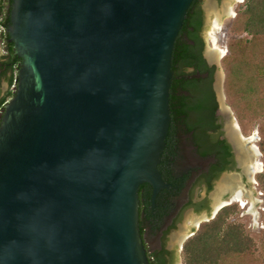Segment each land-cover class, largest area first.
<instances>
[{"label":"water","instance_id":"obj_1","mask_svg":"<svg viewBox=\"0 0 264 264\" xmlns=\"http://www.w3.org/2000/svg\"><path fill=\"white\" fill-rule=\"evenodd\" d=\"M193 1L14 0L0 73L7 33L23 61L18 85L4 78L0 88V100L15 92L0 115V264H147L139 189L165 186L158 166L171 122L172 58ZM243 1L205 0L206 53L239 169L214 184L212 217L193 221L198 227L240 201L258 232L262 154L225 103L220 64L223 18ZM188 236L182 231L181 243Z\"/></svg>","mask_w":264,"mask_h":264},{"label":"trees","instance_id":"obj_2","mask_svg":"<svg viewBox=\"0 0 264 264\" xmlns=\"http://www.w3.org/2000/svg\"><path fill=\"white\" fill-rule=\"evenodd\" d=\"M13 2L14 0L1 1L0 13L3 20L0 22V25L2 24L6 29L11 26ZM202 3V0L193 1L187 15V20L184 22L182 30L175 42L172 58V71L174 77L170 89V111L172 119L178 121L182 118L190 117L195 120V122L188 126L189 129L199 128L204 134H208L210 131L217 132L220 128L217 123L219 104L213 90L212 79L209 82H204L200 91L196 88L198 86L197 80L195 78H188L189 75H194L195 73H187L188 67L191 66L196 67L200 71L208 69L211 71V75H213L215 69L207 66L206 60L203 56L205 42L198 36L199 32H201L204 27ZM237 20H239V24L247 23V25H244L239 31H244V34L249 33L251 38L240 39L242 34L239 33L240 35L239 37H236V42L233 40L231 41V43L234 42V44L230 45V54L227 58H233L235 61L238 60L239 65L248 63L249 66L246 67V72L250 69H254L257 73L254 72L255 77L247 75L248 79L246 82L239 84L238 87L237 81L233 78L236 82L233 83L236 90V100L239 99L240 101H244L256 97L254 102L256 104L258 103V106L263 107L264 0H246L244 9L240 11L236 21ZM190 28H193V31H191ZM235 28L236 26L234 24V30ZM184 32L191 34L192 38L199 37L196 40V46L192 47L187 41H185L183 35ZM3 39L5 40L9 55L8 60L2 63L3 66H7V69L5 72L0 73V88L4 78H7L10 81L11 88L15 81V72L17 71L19 73L23 60L16 54L14 43L10 42V34L7 33ZM252 43L253 45H256L257 51L255 54L246 57V51L244 50H248ZM252 63H256L258 66L256 67V65H254V68L250 65ZM9 72H11L12 75L8 78L7 74ZM228 85H230V82L227 74L226 90L230 91ZM182 90L190 92L193 96L181 94ZM240 94L243 96L240 97ZM14 95L15 92L10 90L7 96L1 100L0 112L4 110L9 102L8 100H11ZM249 108L252 109V105H250ZM255 110L254 114L260 115L261 113H264L263 108H257ZM248 116L249 114L247 117ZM240 118L241 121L244 120L242 116H240ZM261 133L263 136L262 149L264 152V124L262 125ZM216 136L218 149H220L226 157L231 156L230 145L225 140H220L218 135ZM227 168H229L228 165L222 170H226ZM258 180L264 189V171L258 175ZM202 206L198 208V211L204 209ZM236 213L237 207L227 206L219 212L214 220L208 223H203L199 232L185 245V264H242V262H247L242 260V257L246 254H250L253 240L247 236L243 225L238 223L228 224V220ZM186 256L190 263L186 261Z\"/></svg>","mask_w":264,"mask_h":264},{"label":"flooded vegetation","instance_id":"obj_3","mask_svg":"<svg viewBox=\"0 0 264 264\" xmlns=\"http://www.w3.org/2000/svg\"><path fill=\"white\" fill-rule=\"evenodd\" d=\"M202 1L204 27L198 36L205 42L203 56L207 66L217 69L213 61L214 58H209L210 51L206 53L207 35L205 26L208 1L206 5L205 0ZM190 30L193 31V28H190ZM183 35L185 41L192 47L196 46L198 36L192 38L191 34L186 32ZM215 69L213 75H211V71L208 69L200 71L191 66L188 67L187 73H195L189 75L188 78L197 80L198 86L196 88L200 91L204 82H209L212 79L213 90L219 104L215 89L217 79ZM181 94L193 96L186 90H182ZM217 118V123L220 126L219 130L204 134L199 128H188L190 124L195 122L190 117L178 121L171 117L166 146L160 156L158 166L165 186L157 193L150 184H143L139 189L138 228L147 264L182 263L177 251L181 250L182 255H184L185 245L197 234H194L192 230L197 228L194 225V217L200 218L204 213L208 215V218L212 217L213 206L211 202L213 197L211 193L215 188L214 184L227 172L232 173L233 170L239 169L238 157L229 140L225 117L221 116L220 107L217 111ZM216 135L219 136L220 140H225L230 145L231 156L226 157L218 149ZM227 165L229 168L222 170ZM243 176L248 178L245 174ZM201 206L204 209L198 211ZM185 221H190L192 229L185 225ZM204 222L208 223L210 221H203L198 227L199 230ZM184 230L189 232V236L181 243V233Z\"/></svg>","mask_w":264,"mask_h":264},{"label":"rangeland","instance_id":"obj_4","mask_svg":"<svg viewBox=\"0 0 264 264\" xmlns=\"http://www.w3.org/2000/svg\"><path fill=\"white\" fill-rule=\"evenodd\" d=\"M245 4H246V0H244L243 2H235L232 6V12L236 14L235 17H234V14H231L230 17L225 16L223 18L222 25H221L220 46H226L227 52H226V55H224L221 58L220 64H221V67H222L223 72L225 74V79H224V83H223L224 95L226 97L225 103L231 108L232 113H233L234 117L236 118L237 123L239 125L242 136H244V138H251V137L257 138L255 145L258 147L259 152L262 154V156L258 159V163L263 165V171H264V152L262 149V138H263V136L261 133V128H262V125L264 124V113H261L260 115L254 114L256 111L255 109H257V108H263L264 109V106L260 107L257 105L258 103L256 104L254 102L256 97L255 98L253 97V99L249 98V99L244 100V101H240L239 99L236 100V92H235L236 90H235V87L233 86V83H236L235 81H237V87L239 86V84L246 82V80L248 79L247 75L250 77H255L254 72H256V70L250 69L246 72V67L249 66L248 63L247 64L244 63L243 65H239L238 60L235 61V59H233V58L232 59L227 58L230 54L229 53V50L231 49L230 45L234 44V42L231 43V41L233 40L236 42V37H239V35H240L239 33L242 34L240 39L241 38L242 39H245V38L250 39L251 38V35L249 33L244 34L245 33L244 31H239L244 25H247V23H240L239 24V20L236 21L240 11L244 9ZM234 24L236 26V28H235L236 31L234 30ZM244 51H246L245 56L248 57V56H251V55L256 53L257 47L255 44L253 45V43H252L251 46L248 48V50L245 49ZM250 65L253 67H254V65H256V67L258 66L256 63H252ZM242 66H244V67H242ZM258 73H260V72H258ZM227 74L229 76L230 85H228V87L230 88V91L226 90ZM233 78L235 79V81ZM241 96H243V95L240 94V97ZM262 97H264L263 94H262ZM250 105H252V109L249 108ZM237 107H238V109H237ZM236 110H238V111H236ZM2 112H3V110L0 112V115ZM248 114H249V116L247 117ZM240 116L243 117V119H244L243 121L240 120L241 119ZM263 171L256 173L255 181L258 183L262 192L264 193V189L262 188V186L258 180V175L261 174ZM242 205H243L242 202L241 203L240 202H234V203H231L230 205H228V206L237 207V213L235 215H233L228 220V224L238 223V224L243 225L245 228V233L247 234V236L251 240H253V244L251 245V248H250V254H246L245 256L242 257V260L247 261V262H242V264H264V227L261 230H259L258 232L252 231L248 227V225L246 224L245 220L243 219V216H242L243 207H242ZM214 219H215V217L211 218L209 221L211 222ZM202 222L203 221H201V223ZM204 223H207V222H204ZM200 224L198 225V227L200 226ZM198 227H197L196 231L194 232V234L199 232ZM185 255H182V252H181V259H182L183 264H185V261H184ZM186 261L190 263L187 256H186Z\"/></svg>","mask_w":264,"mask_h":264},{"label":"built area","instance_id":"obj_5","mask_svg":"<svg viewBox=\"0 0 264 264\" xmlns=\"http://www.w3.org/2000/svg\"><path fill=\"white\" fill-rule=\"evenodd\" d=\"M3 18H0V22H2ZM7 29L5 27L0 28V35H2ZM13 85L17 86L18 85V72H15V81ZM9 101V100H8ZM9 103V102H8Z\"/></svg>","mask_w":264,"mask_h":264},{"label":"bare ground","instance_id":"obj_6","mask_svg":"<svg viewBox=\"0 0 264 264\" xmlns=\"http://www.w3.org/2000/svg\"><path fill=\"white\" fill-rule=\"evenodd\" d=\"M243 137H244V136H243ZM255 146H256V145H255ZM256 147H257V146H256ZM257 148H258V147H257ZM259 164H260V163H259ZM256 173H257V172H256ZM256 173L254 174V179H255V175H256ZM235 202H240V201H235ZM233 203H234V202H233ZM240 203H241V202H240ZM229 205H230V204H229ZM225 206H227V205H225ZM225 206H223V207H225ZM223 207H221V208L219 209V211H220ZM242 207H243V205H242ZM219 211H218V212H219ZM218 212H217V213H218ZM200 223H201V222H200Z\"/></svg>","mask_w":264,"mask_h":264},{"label":"crops","instance_id":"obj_7","mask_svg":"<svg viewBox=\"0 0 264 264\" xmlns=\"http://www.w3.org/2000/svg\"><path fill=\"white\" fill-rule=\"evenodd\" d=\"M8 55L9 54H6V58H8ZM7 61V60H6ZM9 78V77H8ZM6 81L10 83V81L6 78ZM0 103H1V100H0Z\"/></svg>","mask_w":264,"mask_h":264}]
</instances>
